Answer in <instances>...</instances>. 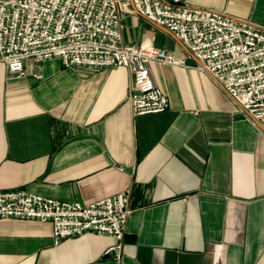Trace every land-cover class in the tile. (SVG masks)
Wrapping results in <instances>:
<instances>
[{"label": "crops", "instance_id": "crops-1", "mask_svg": "<svg viewBox=\"0 0 264 264\" xmlns=\"http://www.w3.org/2000/svg\"><path fill=\"white\" fill-rule=\"evenodd\" d=\"M179 2L264 27V0ZM121 19L124 43L185 59L148 62L168 108L132 116L123 66L29 59L16 77L0 62V190L83 204L128 190L122 260L104 254L107 234L52 244L49 221L9 217L0 264H264V131L171 31Z\"/></svg>", "mask_w": 264, "mask_h": 264}, {"label": "built area", "instance_id": "built-area-1", "mask_svg": "<svg viewBox=\"0 0 264 264\" xmlns=\"http://www.w3.org/2000/svg\"><path fill=\"white\" fill-rule=\"evenodd\" d=\"M0 0V62L13 76L28 74L25 61L58 58L64 67H125L132 116L168 108L149 61L186 66L185 59L148 43H124L123 13L137 11L170 30L229 95L255 119L264 117V27L225 11L179 0ZM190 56V55H189ZM40 78L39 74H34ZM129 192L81 203L0 190V218L49 221L52 244L92 232L113 244L104 254L122 260Z\"/></svg>", "mask_w": 264, "mask_h": 264}, {"label": "water", "instance_id": "water-1", "mask_svg": "<svg viewBox=\"0 0 264 264\" xmlns=\"http://www.w3.org/2000/svg\"><path fill=\"white\" fill-rule=\"evenodd\" d=\"M129 1V3H130V5H131V7L133 8V1L132 0H128ZM135 13H138L137 11H134ZM160 27H163V28H165V29H167L166 27H164V26H162V25H160ZM168 30V29H167ZM169 32H170V30H168ZM188 51V50H187ZM188 53H189V51H188ZM189 55L191 56V57H193L194 58V60L196 61V63H199L198 61H197V59L194 57V56H192L190 53H189ZM251 117H253L252 115H251ZM253 119H254V121L257 123V125L260 127V129H262L263 131H264V125L258 120V119H255L254 117H253Z\"/></svg>", "mask_w": 264, "mask_h": 264}, {"label": "rangeland", "instance_id": "rangeland-1", "mask_svg": "<svg viewBox=\"0 0 264 264\" xmlns=\"http://www.w3.org/2000/svg\"><path fill=\"white\" fill-rule=\"evenodd\" d=\"M121 22H122V19H121ZM122 27H123V23H122ZM141 44H144V43H141ZM149 44H150V43H149ZM149 44H148V45H149ZM138 45H139V44H138ZM151 45H152V44H151Z\"/></svg>", "mask_w": 264, "mask_h": 264}, {"label": "bare ground", "instance_id": "bare-ground-1", "mask_svg": "<svg viewBox=\"0 0 264 264\" xmlns=\"http://www.w3.org/2000/svg\"><path fill=\"white\" fill-rule=\"evenodd\" d=\"M259 120V119H258Z\"/></svg>", "mask_w": 264, "mask_h": 264}]
</instances>
